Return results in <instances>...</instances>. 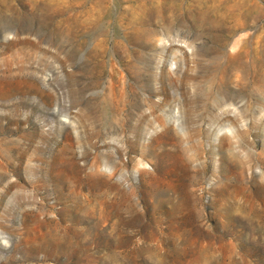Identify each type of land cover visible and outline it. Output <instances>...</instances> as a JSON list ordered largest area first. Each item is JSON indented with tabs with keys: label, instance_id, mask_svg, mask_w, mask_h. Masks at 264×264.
<instances>
[{
	"label": "rangeland",
	"instance_id": "obj_1",
	"mask_svg": "<svg viewBox=\"0 0 264 264\" xmlns=\"http://www.w3.org/2000/svg\"><path fill=\"white\" fill-rule=\"evenodd\" d=\"M0 264H264V0H0Z\"/></svg>",
	"mask_w": 264,
	"mask_h": 264
}]
</instances>
